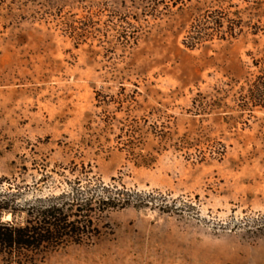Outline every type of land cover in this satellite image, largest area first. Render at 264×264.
I'll return each instance as SVG.
<instances>
[{
    "label": "rangeland",
    "instance_id": "374dc122",
    "mask_svg": "<svg viewBox=\"0 0 264 264\" xmlns=\"http://www.w3.org/2000/svg\"><path fill=\"white\" fill-rule=\"evenodd\" d=\"M251 1L0 0V190L27 205L102 184L173 205L94 216L95 237L0 264H264ZM214 10L241 32L186 48Z\"/></svg>",
    "mask_w": 264,
    "mask_h": 264
},
{
    "label": "trees",
    "instance_id": "16d2710c",
    "mask_svg": "<svg viewBox=\"0 0 264 264\" xmlns=\"http://www.w3.org/2000/svg\"><path fill=\"white\" fill-rule=\"evenodd\" d=\"M251 2V8L261 13H258L255 23L247 26L252 35L264 34V0ZM241 23L240 18L235 20L223 10H214L193 21L182 44L193 49L205 41L233 39L237 32H241ZM254 65L258 71L247 84L245 98L252 107L264 108V51ZM18 200L17 193L0 190V257L17 262L25 260L29 253L41 247L54 248L66 242L80 244L84 239L95 237L98 233L94 216H105L111 211L129 207H154L161 212H169L173 207L166 204L165 198L158 193H142L102 184L86 189L72 187L70 194L38 199L33 204L20 205ZM20 213L26 215L25 222L16 224L14 221ZM7 216L10 220H5ZM253 223L256 224L255 221ZM258 223L260 228H264V219Z\"/></svg>",
    "mask_w": 264,
    "mask_h": 264
}]
</instances>
